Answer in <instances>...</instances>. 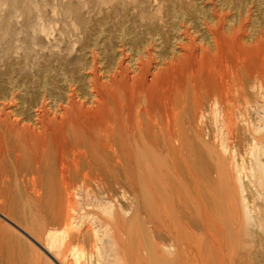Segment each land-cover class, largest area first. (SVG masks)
I'll return each mask as SVG.
<instances>
[{
    "label": "bare ground",
    "instance_id": "obj_1",
    "mask_svg": "<svg viewBox=\"0 0 264 264\" xmlns=\"http://www.w3.org/2000/svg\"><path fill=\"white\" fill-rule=\"evenodd\" d=\"M177 32L190 37L196 31L182 27ZM260 42L255 47L258 52L264 45ZM216 57L208 49L200 50L202 64ZM183 59L171 58L148 83L142 77L148 61L130 83L117 82L115 77L106 80L102 101L92 100L98 107L83 110L74 105L70 93L50 118L38 110L33 128L19 127L14 120L9 126L0 123V199L12 203L22 198L27 204L23 219L34 221L45 233L48 248L70 257L68 264H90L95 257L102 264L105 257L104 264L119 260L123 264H218L211 250L223 247L231 251L229 264H248L246 246L238 247L247 243L241 239L243 232L259 229L257 222L264 220V103L253 106L257 113L263 112L259 120L251 119L253 107L246 87L241 88L253 75L251 68L244 77L239 75L242 71L235 77V71L232 79H226L231 86L225 90L234 88L228 92H223L224 80L210 78V89L202 95L213 97L221 107L216 109L222 124L218 149L213 133L195 124L194 111L186 112L189 118L181 115L178 100L186 93L185 85L181 87L184 76L171 75L182 72L188 62ZM92 185L101 189V199L108 202L100 203L101 214L85 213L92 226L83 228L72 214L77 207L73 191L86 189L85 196L90 197ZM14 186L20 187L15 193ZM101 195L96 192L92 197L100 201ZM122 199L131 200L129 207ZM14 211L7 214L15 217ZM0 223L2 244L8 226L3 229L4 222ZM101 250L106 251L103 258Z\"/></svg>",
    "mask_w": 264,
    "mask_h": 264
},
{
    "label": "rangeland",
    "instance_id": "obj_2",
    "mask_svg": "<svg viewBox=\"0 0 264 264\" xmlns=\"http://www.w3.org/2000/svg\"><path fill=\"white\" fill-rule=\"evenodd\" d=\"M182 27L190 33L196 32L190 37L179 35L177 29ZM233 32V37L228 39ZM260 41H264V0H0V123L9 126L14 120L19 121V127L25 124L33 128L38 110L50 118L53 109L58 110V104L64 105L70 93L74 105H80L83 110L98 107V102L102 101V84L106 80L115 77L117 82L124 79L129 82L148 61L149 66L145 67L142 76L148 83L158 72V67L163 68L173 57H183L188 62L182 65V72L175 70L171 75L184 76L181 81L185 84L181 87L185 85L183 94L186 93L178 100L183 106L179 105L183 111L180 110L181 115L189 118L191 114L186 112L194 111L192 116L196 126L208 134L213 133L214 143L221 149V117H216L219 104H214L213 97L207 100L202 93L210 89L212 82L208 81L216 76V81L224 80L223 92L232 91L233 86L225 90L231 86L226 79H232L237 71L235 77L239 71H242L239 75L245 76V70L251 68L253 75L245 79V86L241 88L246 87L252 107L262 105L264 45L260 52L255 50ZM204 48L210 55L217 56L216 61L209 59V63H200V50ZM76 78L80 80L76 81ZM201 83L204 84L200 86ZM260 88L261 95L258 96ZM186 96L188 100L191 98L190 102ZM93 99L98 102H92ZM41 100L46 102L45 106ZM194 100L196 108L192 104ZM251 111V119L255 121L263 114L257 113L254 107ZM12 188L13 193L20 189L14 186L11 191ZM78 189L73 191L74 207L78 208L75 207L76 212L72 214L79 224L82 221L83 228L91 227L85 213L101 214V205H106L108 200L101 199L98 186H90L94 191L93 194L90 192V197L85 196L86 189ZM96 192L103 202L92 197ZM250 195L254 197L253 193ZM0 200L1 205L6 201ZM15 200L5 202L10 209L5 203L2 206L7 207L6 210L0 207L3 229L8 226L3 230L5 234L7 232L3 235L7 239L3 238L0 244V264H68L70 257L56 255L57 251L48 248L45 233L41 234L35 222L33 226V222L23 219L26 202L22 198L20 201V197ZM127 201L122 199L121 203L129 207L131 200ZM97 204L99 208H96ZM12 209H15V217L7 214ZM257 223L260 228L254 229L257 231L252 230L253 227L246 229L241 239L247 243L243 241L238 247L246 246L248 264H264V220ZM9 229L14 230L13 236L9 235ZM49 229L51 227L47 231ZM101 251L103 258L106 251ZM230 252L226 247L214 248L211 255L218 259V264H229ZM97 258L91 262L102 264ZM103 259L104 264L107 258ZM119 263L123 264V260L117 261Z\"/></svg>",
    "mask_w": 264,
    "mask_h": 264
}]
</instances>
